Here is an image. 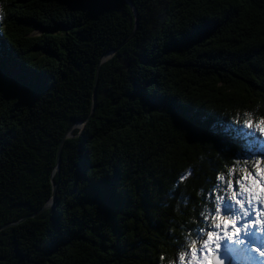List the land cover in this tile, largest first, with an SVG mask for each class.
I'll use <instances>...</instances> for the list:
<instances>
[{
	"label": "trees",
	"instance_id": "obj_1",
	"mask_svg": "<svg viewBox=\"0 0 264 264\" xmlns=\"http://www.w3.org/2000/svg\"><path fill=\"white\" fill-rule=\"evenodd\" d=\"M131 1L0 0V264H166L264 157V0Z\"/></svg>",
	"mask_w": 264,
	"mask_h": 264
},
{
	"label": "snow or ice",
	"instance_id": "obj_2",
	"mask_svg": "<svg viewBox=\"0 0 264 264\" xmlns=\"http://www.w3.org/2000/svg\"><path fill=\"white\" fill-rule=\"evenodd\" d=\"M244 117L242 121L232 120L231 123L242 125L254 133H259L260 137L264 138V116L254 119L252 114L245 112ZM251 159L259 161L257 166L264 168V157L255 156ZM248 160L250 159H243V167L246 170L244 172L235 170L239 166L237 162H241V159H233L232 166H228L232 168L230 175L228 173L226 176L223 174L221 179V173L216 174L215 179L218 183L211 193L215 197L213 201L214 210L198 216V219H202L205 223L209 220L211 223L207 228H195V232H198L199 235L194 241V246L186 248L183 259H176L173 264H228L229 261L238 256L255 259L251 253L264 258V247H257L253 242L256 237L249 233V229L253 225H256L255 232L257 233L264 228V210H262L264 209V200L259 196L254 198L248 191L250 181L261 183L262 188H264V181L257 174L256 167L247 163ZM188 175L190 172H185L178 177V180L182 182ZM176 187L178 184L174 183L173 189ZM237 188L239 189V198ZM172 194L170 193V195ZM199 196L203 199L201 193ZM257 203L262 206V209L257 208ZM249 208L254 213L255 219L242 220L243 217L249 216ZM237 221H242L239 227ZM61 236H64L61 231H54L52 239L46 241L47 246L55 247ZM221 241L225 242L223 248ZM193 256L195 257L194 260L192 259ZM159 259L164 260V255L161 254Z\"/></svg>",
	"mask_w": 264,
	"mask_h": 264
},
{
	"label": "clouds",
	"instance_id": "obj_3",
	"mask_svg": "<svg viewBox=\"0 0 264 264\" xmlns=\"http://www.w3.org/2000/svg\"><path fill=\"white\" fill-rule=\"evenodd\" d=\"M0 14H2V12H0ZM257 107H259V105H257ZM247 113L251 114L250 112H247ZM237 163L239 165L241 164V162H237ZM247 163L256 167L257 174L260 175L262 178V181H264V168L257 166L259 164V161H255L253 159H250L247 161ZM235 170L237 172L246 171L243 166H238ZM231 172H232V168L228 167L227 173L230 175ZM220 177H221V179L223 178V173L220 174ZM248 191L252 194V196L254 198L259 196L262 200H264V188L261 187V183H258L255 181H250ZM199 195H200V191L198 190V191H196V196H199ZM185 205H188L187 199L185 200ZM188 211H189V213H193L195 211L194 206H189ZM206 212H207V209L204 208L199 212V215H205ZM177 215H181V214L178 212ZM176 223L178 224L179 228L178 229L170 228L169 231L171 232V231H177L178 230L179 234L182 238V241L178 242V247L176 248L174 253L168 256V258L166 260V264H173V261H174L173 257H175L176 259L182 260L183 255L185 253V249L193 247L194 241L196 239L195 230H189L186 227L187 224H195L196 223V220H195L193 215H191V214L188 215V217L184 223H180L179 220H177ZM192 259L194 260L195 257L193 256Z\"/></svg>",
	"mask_w": 264,
	"mask_h": 264
},
{
	"label": "water",
	"instance_id": "obj_4",
	"mask_svg": "<svg viewBox=\"0 0 264 264\" xmlns=\"http://www.w3.org/2000/svg\"><path fill=\"white\" fill-rule=\"evenodd\" d=\"M126 1H127L128 4L132 7L133 14H134V18H135V25H136V23H137L136 8L134 7V5H133V3H132L131 0H126ZM111 53H112V52H106L104 55H102L101 60L98 62V65L100 64L101 61H103V60H105L106 58L110 57V54H111ZM97 75H98V66L96 67V72H95V77H94V84H93V85H94V86H93V94H92V106H93V108H94V106H95V100H96V96H95V94H96ZM77 123H78V122H77ZM75 125H76V123L73 124V125L71 126V128H70L67 132H69L73 127H75ZM60 145H61V144H60ZM60 145L58 146V148H57L58 150H57V153H56V164H57L56 169H58V167H59L58 164H59V161H60ZM56 189H57V185L54 184V183H52V194H51V196H50V199L48 200V202H47L45 205H43V206L40 208V210H42V209H44V208L51 207V206L53 205V202H54V199H55V195H56ZM40 210L36 211V213H38ZM36 213H33V214L29 215L28 217L34 216V214H36ZM4 226H6V224H5ZM4 226H2V227H4Z\"/></svg>",
	"mask_w": 264,
	"mask_h": 264
},
{
	"label": "rangeland",
	"instance_id": "obj_5",
	"mask_svg": "<svg viewBox=\"0 0 264 264\" xmlns=\"http://www.w3.org/2000/svg\"><path fill=\"white\" fill-rule=\"evenodd\" d=\"M35 34L37 33V31L36 32H34ZM75 127H76V129L78 128V129H81L82 128V125L81 124H76L75 125ZM74 137H76L74 134H72L71 133V131H69V132H67L66 134H64V136L60 139V141H59V144H58V146L60 145V151H61V147H62V143H63V141H64V139H66V138H68V139H72V138H74ZM58 148V147H57ZM58 150V149H57ZM56 170H58V169H56ZM236 191H237V193H238V198H239V189L237 188L236 189ZM245 199H246V197H245ZM257 208L258 209H261V206H260V204L259 203H257ZM237 210H238V208H237ZM255 217V215H254V213L251 211V209L249 208V216L248 217H243L242 218V220H247V219H252V217ZM242 221H237V226L239 227L240 226V223H241ZM253 229H254V227H252L251 229H249L251 232H253ZM222 247V246H221ZM223 248V247H222ZM217 254H219V253H217ZM235 258H239V257H235ZM243 262L245 263V261L243 260ZM229 263V262H228ZM243 263V264H244Z\"/></svg>",
	"mask_w": 264,
	"mask_h": 264
},
{
	"label": "bare ground",
	"instance_id": "obj_6",
	"mask_svg": "<svg viewBox=\"0 0 264 264\" xmlns=\"http://www.w3.org/2000/svg\"><path fill=\"white\" fill-rule=\"evenodd\" d=\"M254 228H256V225L254 226ZM253 233L256 234L255 231H253ZM252 235H254V234H252ZM258 236H259L260 238H262V240L264 241V238H263L261 235H258ZM220 243H221V246H222V247L225 246V242H224V241H221ZM263 247H264V246H263ZM238 257H240L238 260H240V259L242 260V259H244V258H245V259H248V258L245 257V256H238ZM259 258H261V257H259ZM233 259H235V257H234ZM261 259H263V258H261ZM241 260H240V261H241Z\"/></svg>",
	"mask_w": 264,
	"mask_h": 264
}]
</instances>
